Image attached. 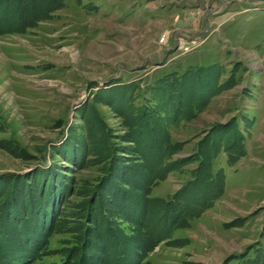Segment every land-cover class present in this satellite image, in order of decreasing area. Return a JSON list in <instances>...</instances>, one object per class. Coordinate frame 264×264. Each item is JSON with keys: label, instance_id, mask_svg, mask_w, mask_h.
Returning <instances> with one entry per match:
<instances>
[{"label": "rangeland", "instance_id": "obj_1", "mask_svg": "<svg viewBox=\"0 0 264 264\" xmlns=\"http://www.w3.org/2000/svg\"><path fill=\"white\" fill-rule=\"evenodd\" d=\"M15 1L0 264H264V0Z\"/></svg>", "mask_w": 264, "mask_h": 264}, {"label": "trees", "instance_id": "obj_2", "mask_svg": "<svg viewBox=\"0 0 264 264\" xmlns=\"http://www.w3.org/2000/svg\"><path fill=\"white\" fill-rule=\"evenodd\" d=\"M32 1V0H31ZM36 2H34L32 4V6L34 7ZM28 3H24L22 4L21 2L18 1H15L13 2V5H15L13 8H14V11L15 12H18L19 9H23L27 6ZM23 5V6H22ZM26 5V6H25ZM18 6V7H17ZM21 18V21L20 23H28V20L27 18H25L24 16L21 17V15L19 16ZM25 18V20L23 19ZM211 175V174H210ZM209 179V175L207 174V177L205 178V180L203 181V184H205V187H206V191L204 193H202L201 195V198H200V193L198 190H193L194 192L197 191V196H196V199H195V203L196 205H198L200 207V211H203L204 209H206V207L210 206L213 204V202H215V199L217 198V195L214 196V189L216 186L215 184L213 183V181L209 179V181H207ZM195 186H198V184H196ZM194 186V187H195ZM200 187V186H199ZM202 188V187H201ZM196 189V188H195ZM176 198V197H175ZM207 198V199H206ZM119 252L121 251L120 248H118ZM119 259L121 260V262L123 261L124 257L123 255H118Z\"/></svg>", "mask_w": 264, "mask_h": 264}]
</instances>
